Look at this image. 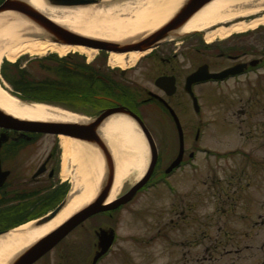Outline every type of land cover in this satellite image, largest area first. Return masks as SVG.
Returning a JSON list of instances; mask_svg holds the SVG:
<instances>
[{
    "label": "flooded vegetation",
    "instance_id": "flooded-vegetation-1",
    "mask_svg": "<svg viewBox=\"0 0 264 264\" xmlns=\"http://www.w3.org/2000/svg\"><path fill=\"white\" fill-rule=\"evenodd\" d=\"M176 45L178 44L164 42L130 66L115 67L107 58L106 62H80L73 73H65L60 87L68 101L49 103L79 117L76 122L81 125L97 121L105 111L112 109L132 114L152 138L156 147V161L147 184L129 202L111 211L99 212L86 218L31 264H73L77 256L78 264H100L111 256L117 244L119 236L115 223L120 213L124 210L130 212L132 202L144 190L154 189L153 185L165 184L187 170L193 176L196 174L197 177H205L204 182L208 183V186L197 191L194 182L188 188L187 202L181 199L177 203L181 207L178 215L182 214L180 216L184 217L185 211H188L187 216L190 219L186 224L187 230H191L190 241L194 242L193 238H196V222L206 219L205 222L202 221V232L206 233V230L214 227V238L217 239L215 241L225 243L221 250L230 245L229 249L223 250L224 255L238 254L243 249L256 250V246L243 245L244 243H262L261 248H264V188L256 193L258 197L250 189L256 172L252 168H257L255 162L249 166L251 151L242 147L227 148L236 153V160L227 164L229 158L212 154V151L218 152L223 148L202 142L205 127L212 124V120L202 117L205 101L211 103V99L217 98L216 94L220 95L218 98H226L220 93L222 90L226 93L230 83L237 86V89L239 85H242L241 88L252 87V82L259 80L262 61L259 56L240 60L241 56L247 55V51H244L242 55H235L232 62L222 63L224 65L219 68H213L210 62H200L197 65L194 62H177L180 51L182 53L188 46L175 48ZM207 48L209 47L204 45L203 49ZM195 51L198 53L200 49ZM102 54L108 55L105 52ZM236 69H241V72L227 76L222 81H213L212 78L205 82L190 80L196 72L205 77ZM250 93L252 116L258 108L253 95L256 94V89L252 88ZM107 119L98 121L94 126L99 138L105 139L101 127ZM241 125L242 123L239 128ZM251 127L255 128V124H251ZM169 132L171 140L168 138ZM0 135L6 137L0 140L2 236L14 229L13 226L23 223L27 211L35 221L42 211L53 204L55 198L62 195L67 181L63 177V161L68 159L63 154L57 134L0 127ZM80 136L91 135L83 132ZM99 138L96 139L97 142L100 141ZM80 141L83 139L80 138ZM169 141L172 149L167 147ZM179 156V164L167 173L169 166ZM170 159L172 160L164 165ZM202 172L205 174L201 175ZM261 180L264 184V175ZM177 193L178 188L174 185L172 194ZM201 201L206 204L213 203L214 209L221 215L214 220L211 214L203 217L198 214L197 220L196 207L205 204ZM180 216L177 218L180 219ZM178 222H173V226H179ZM91 223L94 244L91 243ZM76 238L78 241L72 240ZM106 238L113 239L111 246L94 262L97 253L101 251L100 240L106 242ZM215 250L217 247H214ZM208 251L209 248L205 252Z\"/></svg>",
    "mask_w": 264,
    "mask_h": 264
},
{
    "label": "rangeland",
    "instance_id": "rangeland-1",
    "mask_svg": "<svg viewBox=\"0 0 264 264\" xmlns=\"http://www.w3.org/2000/svg\"><path fill=\"white\" fill-rule=\"evenodd\" d=\"M120 1L113 0L112 3L121 5L122 3L124 4L125 2H131L133 0ZM255 4L256 3H251L244 8H252ZM98 5L99 4H92L87 7ZM238 8L239 7L236 9ZM263 15L264 12L249 19H255ZM151 17V14L146 10H128L115 14L107 19H101V22L97 24L96 22H89L87 23V27L102 32H108L109 36L107 37L116 42H131L143 39L161 27L154 28L148 26L147 22ZM240 22H247V18H237L233 24ZM222 26L229 27L231 25L224 24ZM213 30H215V28L208 30V33ZM202 37H204L203 32L194 31L167 41L169 44L177 43L178 45H176L175 48L188 46L182 53L180 51L176 61L194 62L195 65L200 62H210L213 68H219L224 65L222 63L232 62L235 55L239 53L242 55L244 51H247V55L241 56L240 60H249L264 54V26L262 25L243 33L233 34L224 41L215 39L213 42H208L207 44ZM204 45L209 48H207V50L203 49ZM197 48L200 49L198 53L195 51ZM99 54L98 52L94 53L90 56V58H92L91 60H88L85 55L73 52L65 56H77V58L67 60H64L65 56L59 57L56 53H48L42 57L24 55L18 58L14 64L3 59L0 65V85H3V81L9 88H14L6 82L5 75L9 78L10 76L11 78L12 76L13 78L15 77L14 73L16 71L15 68L12 67L15 64L18 65L20 71H28L33 80L42 81L45 78H54L57 70L62 71L63 68L60 65L70 64L76 67L80 62H95L97 61V57L99 58L98 62H106L108 55ZM45 62L53 64L51 66L48 64L50 67L49 71L44 70V68L40 66L41 63ZM130 65L132 64L127 62L122 67ZM258 79L259 80L252 82V87L249 89L247 87L241 88L240 86L242 85H239V89H237V86L234 87V84L230 83V86L226 89V93H224L223 90L220 93L222 96H226V98H218L220 95L216 94L217 98L211 99L212 102L209 104L204 99L205 109L202 113L203 118L212 120V124L204 129V136L202 139L204 144L223 148L222 150L232 147H242L251 151V157L253 159L250 158L249 166L251 167L253 162H255V166H257V168H252L256 170V172L254 181L250 186L251 191L255 194L264 188V184L261 180V176L264 175V70H261ZM4 88L6 92L10 95L12 94L8 88ZM252 88L256 89V94L253 95L255 96L254 99L258 107L255 114H252L253 118L250 115V112H252V99L250 98ZM20 97L22 98V96ZM20 97H18V100L24 102L25 99H21ZM57 109L64 111V109L60 107ZM195 119H197V117H195ZM241 123L242 125L239 128ZM253 123L255 124V128L251 127ZM170 137L169 132L168 138L171 140ZM171 144V141H169L167 144L168 149H172ZM171 160L172 159L168 160L164 165ZM235 160V157L230 158L227 164ZM63 162V177L67 178L68 193L70 194L74 190L79 191L81 185L78 183L81 177L76 171V166L68 160L65 161V159ZM204 174V172L201 173V175ZM102 176L103 174L101 175L98 189L103 180ZM137 180L138 179H132L127 182L121 193H124L128 187L132 186ZM204 180L205 177H197L196 174L193 176L191 172L187 170L173 177L171 181L169 180L170 184L172 183L178 188V193L176 195L172 194V191L168 189V185H160L154 189H148L140 193L135 201L132 202L130 207L131 211L127 212L124 210L118 216L117 222L115 223L116 232L119 236L117 244L111 256L100 264H261L264 261V248H261L262 243H244L243 245L248 244L256 246V250L243 249L238 254H233L231 256L224 255L223 250L229 249L230 245H227L221 250V247L225 245V243H221L219 240L215 241L217 239L214 238V227L206 230V233L202 232V221L205 222L206 219H201V221L196 222V238H193L194 242L190 241L192 238L190 236L191 230H187L186 224V221L190 219L189 215L187 216L188 211H185L184 217L180 216L182 214L178 215L177 213L181 212V207L179 204L177 205V203H180L181 199L187 202L188 188L194 182L195 186H197V191L204 186H208V183H205ZM255 197H258V195L256 194ZM201 202L205 204L204 206L198 205L196 207L197 220H199L198 214L202 217L211 214V218H214V220L221 215V213H218L219 211L214 209L213 203L206 204L205 201ZM30 215V212L27 211L24 216L28 219ZM21 216H23V214ZM179 216L180 219L177 218ZM176 221H179V226H173V222ZM98 223L102 224V222ZM90 226L91 243L93 242L94 244L95 238L91 230L93 227L92 223ZM103 226L105 225H102V227ZM72 240L78 241L77 238ZM214 247H217V250L214 251ZM208 248L209 251L205 252ZM14 257L15 254L9 257L0 250V262L5 261L9 263ZM78 263L77 256L73 264ZM68 264H71V262Z\"/></svg>",
    "mask_w": 264,
    "mask_h": 264
},
{
    "label": "bare ground",
    "instance_id": "bare-ground-1",
    "mask_svg": "<svg viewBox=\"0 0 264 264\" xmlns=\"http://www.w3.org/2000/svg\"><path fill=\"white\" fill-rule=\"evenodd\" d=\"M21 1L29 4L64 28L90 38L109 41L114 40L107 37L109 36L108 32L94 30L87 27V23L96 22L97 24L101 22V19H107L128 10H146L152 16L147 25L158 28L165 24L185 2V0H133L120 5L112 3V0H101L98 6L59 8L47 5L44 0ZM251 3L256 4L252 8H244ZM237 7L244 9H236ZM263 12L264 0H213L193 14L176 31V34H171V36L201 31L204 33V39L207 43H211L215 39L224 41L232 34L243 33L261 25L264 26V15L249 19ZM237 18H247V22L233 24ZM224 24L231 26H222ZM211 28H215V30L208 33ZM72 52L85 55L88 60H91L90 56L97 53V50L82 45L56 43L49 39L42 28L25 16L14 11L0 13V65L3 59L14 63L24 55L42 57L48 53H56L62 57ZM149 52H111L108 54V61L115 67H122L127 62L133 65ZM0 109L16 118L25 120L53 122L79 120V117L73 114L43 104L20 102L1 86ZM101 133L109 145L114 162V179L106 201L109 202L121 193L127 182L142 177L147 166L149 151L140 130L125 115L115 114L109 117L103 123ZM58 137L64 156L76 166V171L81 177L78 183L81 188L79 191L74 190L68 195L66 205L49 222L33 227L34 221H31L13 229L8 234L2 235L0 237V250L9 257L16 255L53 230L82 206L91 202L98 192L99 181L104 170L100 150L87 142L71 139L64 135ZM7 263L5 261L0 262V264Z\"/></svg>",
    "mask_w": 264,
    "mask_h": 264
},
{
    "label": "water",
    "instance_id": "water-1",
    "mask_svg": "<svg viewBox=\"0 0 264 264\" xmlns=\"http://www.w3.org/2000/svg\"><path fill=\"white\" fill-rule=\"evenodd\" d=\"M49 6L59 7V8H77V7H87L92 4L100 3L98 0H44ZM213 0H185L182 6L175 12V14L160 28L152 32V34L147 35L145 38L131 41V42H116L109 40H102L96 38H90L78 33H75L63 26L55 23L47 16L25 3L21 0H5L0 4V13L3 11H14L27 19L32 21L38 27L42 28L49 39H52L56 43L68 44V45H82L87 48H93L97 51H106L114 53H128L132 51H146L149 48L154 47L160 42L166 40L171 34L176 33L187 21L188 19L199 11L202 7L209 4ZM198 75V72L191 76L190 80H193ZM124 114L133 120L141 132L144 134V138L147 142L149 148V163L145 174L139 181L132 186L125 194L119 196L112 201L106 202L111 186L114 179V162L111 154V150L106 140L99 138L97 132L94 130L95 124L98 121L105 120L115 114ZM0 127L8 129H16L22 131H34L42 133H52L58 135H64L71 138L87 142L95 145L101 152L104 162L103 170V180L100 188L94 199L82 206L79 210L74 212L66 220L60 223L53 230L42 236L41 238L34 241L31 245L20 251L15 255V257L10 260L8 264H31L48 250H50L57 242H59L64 236H66L75 226L86 218L102 212L115 209L121 204H125L131 200L136 191L147 181L152 168L156 160V151L153 140L150 135L146 132L144 126L140 124L136 118L129 114L120 112L117 109H112L104 112V114L95 122L89 125H81L80 123L73 121H37V120H25L16 118L10 114L3 112L0 109ZM83 132H88L91 136H80ZM85 137V138H82ZM99 138V142L96 139ZM6 139L3 135H0V140ZM66 200L63 201L49 216H45L39 221H37L33 227L41 226L50 220H52L59 211L65 206ZM109 238H106V242L100 240L101 252L97 254L94 260L106 250L108 247Z\"/></svg>",
    "mask_w": 264,
    "mask_h": 264
},
{
    "label": "trees",
    "instance_id": "trees-1",
    "mask_svg": "<svg viewBox=\"0 0 264 264\" xmlns=\"http://www.w3.org/2000/svg\"><path fill=\"white\" fill-rule=\"evenodd\" d=\"M72 58H77V56H66L64 60L72 59ZM48 64L50 66L53 65L51 63L45 62V63H41L40 66H42L44 70L49 71L50 67ZM60 66L63 68L62 65ZM12 67H14L16 71L14 73L15 77L13 78L12 76L11 78L10 76L9 78L8 76L5 75V78L14 88H16L18 91L21 92L22 99L37 100V101H44L45 99L46 100H56V101L58 100L57 98H55V96H51V94H49V96H46L47 89H48V85H47L48 79L47 78H45L42 81H35L30 77V74L28 73V71L26 70L20 71L17 64L13 65ZM67 69H66L67 71H70L69 68ZM62 73H63V70L62 71L57 70L55 72L57 76H60ZM51 86L57 87L58 84H56L55 82H52Z\"/></svg>",
    "mask_w": 264,
    "mask_h": 264
}]
</instances>
